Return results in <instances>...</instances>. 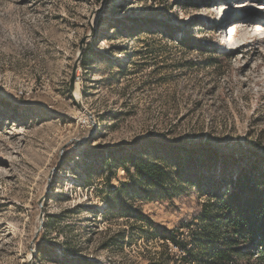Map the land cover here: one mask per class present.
Instances as JSON below:
<instances>
[{
    "label": "rangeland",
    "instance_id": "obj_1",
    "mask_svg": "<svg viewBox=\"0 0 264 264\" xmlns=\"http://www.w3.org/2000/svg\"><path fill=\"white\" fill-rule=\"evenodd\" d=\"M262 6L0 0V264L181 259L131 213L174 229L192 213L189 194L210 198L201 182L206 190L209 181L234 180L251 162L264 170V30L254 32L264 27ZM235 21L245 26L227 43ZM188 36L203 48L183 47ZM176 146L198 147L214 161L199 153L189 166ZM131 154L164 168L173 199L149 201L157 195L147 198L116 166ZM199 226L181 239L192 243Z\"/></svg>",
    "mask_w": 264,
    "mask_h": 264
},
{
    "label": "trees",
    "instance_id": "obj_2",
    "mask_svg": "<svg viewBox=\"0 0 264 264\" xmlns=\"http://www.w3.org/2000/svg\"><path fill=\"white\" fill-rule=\"evenodd\" d=\"M193 41L195 39L188 36L181 41V45L187 50L203 48V44H199L201 42L193 44ZM170 148L187 150L190 155L189 166L190 157L199 153L205 154L207 163L214 161L212 155L198 147ZM115 162L116 166H123L124 171L137 187L142 188L147 198L157 195V200L149 201L158 202L163 196L169 200L175 197L170 189L167 173L160 164L138 154L118 157ZM237 168L234 180L209 181L206 190L203 188L205 182H201L200 194L210 198L200 202L196 193L189 194V198L196 197L193 205L190 199L185 203L192 209V213L184 217L177 228L160 227L139 210L131 213L135 220L152 226L164 247L170 243L184 255L177 261L176 255L170 254L168 257L171 264H264V170H259L252 162ZM123 213L127 216L128 211ZM197 221L200 226L191 238L192 243L181 239L182 230L189 229Z\"/></svg>",
    "mask_w": 264,
    "mask_h": 264
},
{
    "label": "bare ground",
    "instance_id": "obj_3",
    "mask_svg": "<svg viewBox=\"0 0 264 264\" xmlns=\"http://www.w3.org/2000/svg\"><path fill=\"white\" fill-rule=\"evenodd\" d=\"M247 4V5H246ZM246 4H244V6H245V9L244 10H250L251 9V6L250 5H248V3H246ZM219 7L221 8V5H219ZM223 7V6H222ZM243 7V6H242ZM222 9V8H221ZM224 10H225V8H223ZM262 9H264V6H262ZM229 13V12H228ZM246 13V12H245ZM225 13H223V15H224ZM241 16H244V14H243V12H242V15ZM242 21L243 22H249L247 19H242ZM242 27L243 28V26H245V24L244 23H242V25L240 24V22H238V21H235L234 23H230L229 24V26H228V30H229V32H228V30H227V33H226V31H225V41L227 42V43H229V42H233V44H235L236 42H234V35L236 34V27ZM255 31L254 32H259V31H263L264 30V27L262 26V25H255V29H254ZM252 33V36H255V35H257V33ZM229 36V37H228Z\"/></svg>",
    "mask_w": 264,
    "mask_h": 264
},
{
    "label": "water",
    "instance_id": "obj_4",
    "mask_svg": "<svg viewBox=\"0 0 264 264\" xmlns=\"http://www.w3.org/2000/svg\"><path fill=\"white\" fill-rule=\"evenodd\" d=\"M80 59H81V53L78 55L76 61L74 62L73 68H72L71 78H70V82H69V90H70V93H72V94H73L74 87H75L76 71H77V67H78V64L80 62ZM72 97L74 100H76L74 98V95H72Z\"/></svg>",
    "mask_w": 264,
    "mask_h": 264
}]
</instances>
